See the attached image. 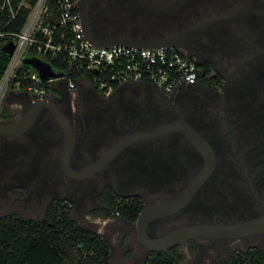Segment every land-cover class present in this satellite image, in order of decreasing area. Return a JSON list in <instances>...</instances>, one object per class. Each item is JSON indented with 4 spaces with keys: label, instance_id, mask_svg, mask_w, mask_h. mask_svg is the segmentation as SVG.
Instances as JSON below:
<instances>
[{
    "label": "flooded vegetation",
    "instance_id": "obj_1",
    "mask_svg": "<svg viewBox=\"0 0 264 264\" xmlns=\"http://www.w3.org/2000/svg\"><path fill=\"white\" fill-rule=\"evenodd\" d=\"M246 4L248 10L234 21L178 47L196 63L191 84L167 91L129 80L103 93L92 84L77 81L71 87L54 79L33 125L21 134L11 129L3 139L0 202L44 205V215L60 202L70 216L89 222L111 218L110 229L129 238L118 245H131L137 264L154 252L176 251L177 264H233L241 254L264 253V224L247 231L240 226L264 219V0H187L173 12L139 0H89L87 18L99 38L126 27L161 37ZM21 91L11 92L0 120L21 118L19 100L37 95ZM65 139L74 141L68 157ZM99 161V167L88 169ZM108 192L118 202L140 203L137 217L147 206L179 202L158 208L147 222L151 240L194 225L217 229L150 250L139 238L137 217L127 220L101 202Z\"/></svg>",
    "mask_w": 264,
    "mask_h": 264
},
{
    "label": "built area",
    "instance_id": "obj_2",
    "mask_svg": "<svg viewBox=\"0 0 264 264\" xmlns=\"http://www.w3.org/2000/svg\"><path fill=\"white\" fill-rule=\"evenodd\" d=\"M78 1L0 0V39L6 40L4 44L12 41L14 46L0 80V100L11 79L14 90L7 93L27 88L40 97L53 79H65L71 87L77 81L92 84L103 93L129 80L149 81L169 91L181 82L191 84L197 79L195 61L179 48L92 45L83 35ZM23 56L49 63L57 75L42 80L33 69L24 72L25 65L17 68ZM20 70L23 73L18 75ZM17 76L27 85L14 80ZM74 77L79 79L74 81Z\"/></svg>",
    "mask_w": 264,
    "mask_h": 264
},
{
    "label": "trees",
    "instance_id": "obj_3",
    "mask_svg": "<svg viewBox=\"0 0 264 264\" xmlns=\"http://www.w3.org/2000/svg\"><path fill=\"white\" fill-rule=\"evenodd\" d=\"M4 40L0 39V80L10 59L2 49ZM28 68L32 70L28 66L22 69L28 72ZM23 71L20 70L18 75ZM17 79L19 76L14 80ZM77 79L73 78L74 81ZM21 83L27 85L26 80L22 79ZM5 110L2 107L0 116ZM101 202L130 221L136 219L142 208L136 200L118 202L109 192L104 194ZM69 211L66 204L59 202L49 205L42 218H25L18 214L0 216V264H110L112 249L108 240L79 225ZM180 260L181 255L176 251L154 252L145 264H177ZM233 264H264V253L241 254Z\"/></svg>",
    "mask_w": 264,
    "mask_h": 264
},
{
    "label": "water",
    "instance_id": "obj_4",
    "mask_svg": "<svg viewBox=\"0 0 264 264\" xmlns=\"http://www.w3.org/2000/svg\"><path fill=\"white\" fill-rule=\"evenodd\" d=\"M89 0H79L77 4V10L80 17V22L83 30V35L86 40H88L92 45L96 47H110V46H127V47H137V48H168V47H184L186 48L185 42L189 39H192L197 34L201 33L204 30L214 28L216 26H220L229 22L234 21L238 17H240L244 12L248 10V4L241 5V8L234 11L233 13L226 14L221 16L217 20H212L207 23L194 25L191 28L179 32L176 34L166 35V36H144L140 32L136 31L134 28H120L117 29L113 36L108 38H99L96 36L89 23L87 18V3ZM144 3L148 8H153L156 10H160L163 12H173L179 10L183 4L187 0H139ZM13 42L9 41L2 46L3 51L11 55L13 51ZM189 59L190 55H186ZM21 63L25 66L30 67L35 70L39 77L42 80H47L49 78H53L57 75V72L50 66L49 63L37 58V57H29L23 56L21 58ZM53 80L49 81V87L53 89ZM149 82V81H148ZM8 94H11L9 92ZM22 94V93H19ZM45 97H39L37 95H31L27 98L25 103H21L23 106V115L21 118L13 120V121H2L0 120V147L3 143V139L5 136L11 134V129L17 130V133L26 132L31 125H33L38 112L47 103ZM69 134L71 132L69 131ZM68 138V136L66 137ZM74 141L71 139L64 140L65 147V156L68 157L70 155V151L73 148ZM101 165L100 161L97 164L90 166L88 169L92 171ZM210 166L209 163H206L205 167ZM178 201L167 202L163 204L150 205L144 208V210L138 215L137 220L135 221V225L142 235H139V238L145 242L150 250H164L168 247L173 246L181 241H184L190 237H194L196 235L210 234L212 231L217 229L213 226L206 225H194L186 228H182L174 231L170 235L159 238L158 240H151L145 235V226L151 217L156 215V210L162 207L163 209H172L178 205ZM261 224H264V219H260L256 223L247 222L242 224L243 230L247 231L250 228L256 229ZM154 242H159V244L152 245ZM162 242H167L166 245L161 244Z\"/></svg>",
    "mask_w": 264,
    "mask_h": 264
},
{
    "label": "rangeland",
    "instance_id": "obj_5",
    "mask_svg": "<svg viewBox=\"0 0 264 264\" xmlns=\"http://www.w3.org/2000/svg\"><path fill=\"white\" fill-rule=\"evenodd\" d=\"M26 54L27 52H25V55ZM20 66H22L21 62L18 63L17 68ZM27 70L30 71L29 68ZM12 84H13V79L10 80V83L8 84L6 89V93L2 96L0 100V110L2 109V107L6 109L9 105L7 99L9 98L10 94H8L7 92L9 90H14ZM8 214H18L25 218H42L44 217V205L35 206L33 204L32 205L28 204L27 206H25L24 202L18 204H12V202L10 204L0 202V216L8 215ZM71 216L74 220H76V222L79 225L87 229L96 231L97 233H100L109 240V242L112 245V257L110 260V264H137L135 262L137 259V254H133L130 251V249H128V247H131V245L128 246L118 245V241L125 243L129 240V238L128 236H126V234H124V239H123V237L120 235L121 233L118 234L114 229H110L112 228V224H113V222L111 223L112 220L111 218L109 219L91 218L89 219L91 220L89 222L88 220L82 218L81 216H78L76 213H72Z\"/></svg>",
    "mask_w": 264,
    "mask_h": 264
},
{
    "label": "crops",
    "instance_id": "obj_6",
    "mask_svg": "<svg viewBox=\"0 0 264 264\" xmlns=\"http://www.w3.org/2000/svg\"><path fill=\"white\" fill-rule=\"evenodd\" d=\"M20 92H22V91H20ZM14 104H16V102H15V101H14L13 105H14Z\"/></svg>",
    "mask_w": 264,
    "mask_h": 264
}]
</instances>
